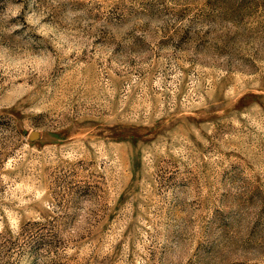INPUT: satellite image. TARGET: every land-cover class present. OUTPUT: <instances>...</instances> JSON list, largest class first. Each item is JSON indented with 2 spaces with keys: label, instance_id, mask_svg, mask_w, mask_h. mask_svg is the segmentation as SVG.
Returning <instances> with one entry per match:
<instances>
[{
  "label": "rangeland",
  "instance_id": "obj_1",
  "mask_svg": "<svg viewBox=\"0 0 264 264\" xmlns=\"http://www.w3.org/2000/svg\"><path fill=\"white\" fill-rule=\"evenodd\" d=\"M0 264H264V0H0Z\"/></svg>",
  "mask_w": 264,
  "mask_h": 264
}]
</instances>
